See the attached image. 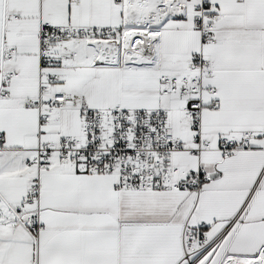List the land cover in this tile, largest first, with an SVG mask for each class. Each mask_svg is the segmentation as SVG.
<instances>
[{"label":"snow or ice","instance_id":"1","mask_svg":"<svg viewBox=\"0 0 264 264\" xmlns=\"http://www.w3.org/2000/svg\"><path fill=\"white\" fill-rule=\"evenodd\" d=\"M0 264H264V0H0Z\"/></svg>","mask_w":264,"mask_h":264}]
</instances>
